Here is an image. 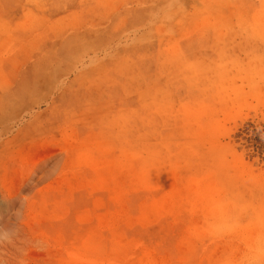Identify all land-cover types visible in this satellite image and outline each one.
<instances>
[{"label":"rangeland","instance_id":"rangeland-1","mask_svg":"<svg viewBox=\"0 0 264 264\" xmlns=\"http://www.w3.org/2000/svg\"><path fill=\"white\" fill-rule=\"evenodd\" d=\"M0 264H264V0H0Z\"/></svg>","mask_w":264,"mask_h":264}]
</instances>
